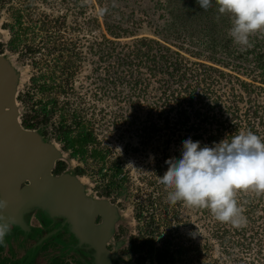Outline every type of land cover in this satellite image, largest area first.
I'll use <instances>...</instances> for the list:
<instances>
[{
    "label": "rangeland",
    "instance_id": "obj_1",
    "mask_svg": "<svg viewBox=\"0 0 264 264\" xmlns=\"http://www.w3.org/2000/svg\"><path fill=\"white\" fill-rule=\"evenodd\" d=\"M26 1L0 0V54L8 59L15 73L14 107L18 122L20 124V117L27 110L24 94H33L34 91L31 79L40 72L49 75L47 70L55 55H46L48 47L53 43L63 46L61 62L70 65L68 72H53L47 82L53 86L50 97L55 94L58 107L64 105L60 108L62 112H55L50 120L51 129L46 128L50 135L45 142L51 144L57 153L55 164L62 163L71 175L74 168L82 170L79 184L86 195L104 199L112 206L110 236L105 247L112 264H134L133 257L125 256V248L133 240L152 242L149 250L154 264L163 252L170 258L161 259L157 264H264V194L237 191V206L246 222L236 227L217 221L208 208L189 207L182 201L169 203L168 193L172 190L161 184L158 178L167 171L166 160L180 158L184 140L201 135L196 141L204 143L206 136L218 127V122H222L225 128L219 137L230 132L234 136L251 131L263 141L264 82L258 77L252 79L251 75L236 74L225 68L220 70L229 74V78L218 74H211L210 78L197 75L187 82L190 89L195 87V92L201 95L199 101L192 100L191 106L188 102L190 89L187 95L176 84L166 90L162 87L165 86L163 76L157 71L154 75L148 73L143 61L140 65L132 62L130 71L133 77L128 76L129 71L125 68L118 67L113 69L118 79L113 78L111 69L117 56L108 58L103 54L99 57L93 48L94 42L102 37L113 39L105 31L103 20L122 25L121 37L113 39L117 51L112 54L123 57L129 50L125 44L131 45L132 40L156 39L149 20H157V15L151 19L142 13L151 6L148 2L152 0H31L30 20H26L25 15L22 20L23 27L31 28L25 39L31 42L32 38L34 48L42 42V47L33 55L24 53L21 48L10 52L6 47L10 36L6 29L11 23L10 8ZM94 19L98 28H94ZM159 23L156 21L154 26ZM182 57L187 68L185 74L192 76L195 67L192 62L195 60L183 53ZM235 79L254 87L249 96ZM134 80H138L136 85ZM178 92L181 93L176 97ZM231 95H238L235 98L237 111L225 113ZM33 99L46 101L47 97L36 92ZM215 99L218 102L214 105ZM80 108L87 110L85 113L91 119L99 147L107 150L105 161L118 163L121 174L127 177L125 192L120 195L111 191L108 198L102 197L108 179L107 175L101 176L105 168L98 173L100 163L87 155L80 157L72 155L70 149H62V142L52 134V124L57 123L61 113L71 116ZM183 117H187V122L180 125L177 120ZM204 117L206 120L201 121ZM148 184L153 185L149 187ZM153 187H157L154 194L160 195L159 205L155 203L154 212L143 209L144 216L137 219L135 206L143 204L144 195ZM31 216L26 218L27 222L37 225L36 218L33 214ZM53 221L60 223L59 219ZM56 223L45 221L47 226L35 229L30 235L11 226L2 243L3 254L21 264H46L52 259H58L61 264H90L89 251L86 254L80 249H71L69 245L76 244L74 238L63 228L55 229L59 228Z\"/></svg>",
    "mask_w": 264,
    "mask_h": 264
},
{
    "label": "trees",
    "instance_id": "obj_2",
    "mask_svg": "<svg viewBox=\"0 0 264 264\" xmlns=\"http://www.w3.org/2000/svg\"><path fill=\"white\" fill-rule=\"evenodd\" d=\"M30 1L31 0H28L16 7L10 8L9 17L11 23L6 26L10 34L6 47L10 52H16L17 49L21 48L24 53L33 55L38 53L42 47V42H40L41 45L39 47L34 48L33 45L35 41L32 38L30 39L31 42L25 39L26 32L31 28L23 27L22 20L24 15L26 16V20H30V15L28 13L31 8ZM148 3H150L151 6L143 10L142 13L145 16H150L151 19H153L154 15H157V20H149L151 21L150 24L153 29L152 34L156 39L137 38L132 40L131 45L125 44L127 45L126 48L129 50L124 52L125 55L123 57H121L120 54H112V52L117 51V43H115L113 39L116 38L115 40H118L121 37L119 31H124L122 25L120 22L110 23L109 20H103L105 31L108 36L113 39L102 37L99 41L94 42L93 48L95 50L94 53L99 57L103 54H106L108 58L111 55L117 56L113 59L114 67L111 69L112 73L113 69L122 67V69L125 68L129 71V77H133L130 71L132 62L134 61L136 65H140L143 61L146 63L148 73L154 75L157 71L163 76V84L165 86L162 87L167 90L172 84H176L186 95L190 89L187 82L193 77H198L197 75L204 74L205 78H210L211 74H218L229 78V74H225L220 68L228 69L236 74L251 75L252 79L258 77L261 82H264V33H256L250 37V42L253 46L246 50H242L240 47L233 44L232 40L228 37L227 30L230 27V20L226 14L223 16L218 14L215 0H213L212 6L207 11L199 8L195 0H152V2ZM156 21H160V23L157 24L158 26H154ZM98 26V22L94 19V28H98ZM115 29H117V31ZM48 48L49 50L46 51V55H55L51 67L47 70L49 75L58 71H60V73L68 72L70 65H68L67 62H61V53L65 48H63V46H58L56 43H53L52 46ZM1 51L0 49V53ZM182 53L195 60L192 62L195 65L191 74L192 76L187 77L185 74L187 68L185 64L182 63ZM198 60L210 63V65L207 66L206 63L196 62ZM36 65L37 64H35V66ZM49 75L45 74V72H40L39 76L31 79V87L34 91H32L33 94H24V102L25 105H27V110L20 117V125L23 129L30 130L37 128L39 125H44L50 119V116L54 114V112L60 111V108L64 105L61 104L59 108L55 94L50 97V91L53 89V86L47 82V80H49ZM135 75L138 76V73ZM112 76L118 79V76L116 77V72H114ZM235 80L238 82L242 91L247 93V96L254 90V87H251L252 85L237 79ZM39 81L42 82L39 83ZM133 83L136 85L138 80H134ZM36 92L42 95V97H47V100H34L33 95ZM179 93L181 92H178L175 96L178 97ZM172 94L173 93L170 95L172 96ZM190 94L191 95H188V102L192 106V100L196 98V100L199 101L201 95L195 92V87L190 89ZM164 95L165 90L162 92V96ZM237 96L238 95H231V100H229L225 106V113L237 111L235 102ZM213 101L214 105L218 102L216 99ZM66 105L67 103L65 106ZM208 109H211V107ZM183 118L182 120L178 118L177 123L185 125L187 117ZM205 120L206 118L204 117L201 121ZM61 128L64 129V136L66 127L62 126ZM222 129H225L223 123L218 122V127L213 132H208L209 134L206 136L205 142L200 143L201 147L214 146L212 144H216L219 139L223 140L227 138L230 140L233 136L232 132L225 137H219ZM85 135V139L81 138L80 141L85 143L90 142V134L87 133ZM65 138L67 140L66 145L71 146L72 143L70 139L67 138L66 135ZM199 139H201V135L191 136V140L193 141ZM80 141L76 139V144H79ZM77 153L75 149L72 155ZM106 156L107 152L99 149L93 150L91 153V158L95 159L97 164L100 163L97 172L101 174L102 169L105 168L104 174H101V176L105 177L107 175L108 179L103 187L104 192L101 196L108 198L111 191H116V195L125 192L126 186H124V175L121 174L120 169L115 166L114 163L105 161ZM62 169L63 166H60V163H56L53 172L59 173ZM76 174H82V170H78ZM152 185L153 184H148L149 187ZM156 191L157 187H153L151 191L144 195L142 200L143 204L135 206L137 219L144 216V211L150 210L154 212L156 210L155 203L159 205L158 200L160 199V195L154 194ZM143 209L145 210L143 211ZM150 220V223L153 222V218ZM151 244L152 242L150 240H142L139 242L133 240L127 247V258L133 257L134 264H146L145 262L154 264L151 258V250H149ZM167 257L170 258V255L163 252L161 256H157L155 264L161 259L167 260ZM0 264H21L20 261L12 260L11 257L3 254L2 243H0ZM46 264H61V261L52 259Z\"/></svg>",
    "mask_w": 264,
    "mask_h": 264
},
{
    "label": "water",
    "instance_id": "obj_3",
    "mask_svg": "<svg viewBox=\"0 0 264 264\" xmlns=\"http://www.w3.org/2000/svg\"><path fill=\"white\" fill-rule=\"evenodd\" d=\"M6 60L0 54V199L7 201L0 216L22 231L33 212L59 219L76 246L89 251L90 264H112L105 249L112 206L86 196L77 177L52 174L57 153L36 132L20 126L14 107L15 73Z\"/></svg>",
    "mask_w": 264,
    "mask_h": 264
},
{
    "label": "clouds",
    "instance_id": "obj_4",
    "mask_svg": "<svg viewBox=\"0 0 264 264\" xmlns=\"http://www.w3.org/2000/svg\"><path fill=\"white\" fill-rule=\"evenodd\" d=\"M195 3L207 11L213 0ZM215 5L219 15L228 16L227 35L242 50L253 46L250 37L264 33V0H215ZM165 163L167 171L158 178L172 190L168 202L182 201L189 207L208 208L222 223L240 227L246 222L237 206V191L264 194V141L251 131L230 140L225 138L212 147H201L199 141L188 138L182 142L180 158ZM6 207L7 201L0 199V209ZM10 231L11 224L0 216V243Z\"/></svg>",
    "mask_w": 264,
    "mask_h": 264
},
{
    "label": "flooded vegetation",
    "instance_id": "obj_5",
    "mask_svg": "<svg viewBox=\"0 0 264 264\" xmlns=\"http://www.w3.org/2000/svg\"><path fill=\"white\" fill-rule=\"evenodd\" d=\"M86 111L84 109L80 108V109H77V112H75V114H71V116H64L63 113H61L59 115L57 123L52 124L53 128H52L51 131H52V134L55 136V138H57L59 141L62 142V145H61L62 149H64V150H69L70 149L69 151H71V150L74 151L76 149V152H78L77 154L80 157H83L84 155H87L88 158H91V153H92L93 150H96V149L98 150L99 149L101 151H106V152H107V150H106V148L99 147L98 138L96 137V134H95L94 129L92 127V123H91L90 117L86 116V113H85ZM61 112H62V110H61ZM54 115H55V112H54V114H52L50 116V119L47 121V123H45L44 125H39L37 128L30 129L29 131L36 132L43 139V141H46V139L50 135L49 133H47L46 128L48 126L49 127L51 126V124L49 122H50V120L52 119V117ZM89 116H90V114H89ZM62 126L66 127L65 135H66L67 138L70 139V141L72 143L71 146L66 145L67 140L65 138V135L63 136L64 129L61 128ZM50 129H51V127H50ZM25 130H27V129H25ZM87 133L90 134V137H91L90 140L91 141L88 142V143L80 141L81 138L85 139V137H86L85 134H87ZM76 139H79V141H80L79 144L78 143L76 144ZM92 160L95 161V159H93V158H92ZM57 163H59V162H57ZM111 163H114V162H111ZM114 164H115V166L118 167V163H114ZM54 166H55V163L53 164V167L51 169V172H52L53 175H55V176H58V175H61V174H69V175H71L68 172V170L64 169V167L59 173H54L53 172ZM60 166H63L62 163H60ZM78 170H79L78 168H74L72 176H75V177H77L79 179V174H76V172ZM125 180H127V177H125ZM83 192L85 194V190L84 189H83ZM86 196H88V195H86ZM88 197L96 198L94 196H88ZM97 199H99V198H97ZM36 220H37L36 222H37V226L38 227L47 226V225L44 224L45 221L49 222V224L56 223L54 221L47 220V219H44V218L40 219L39 217H36ZM95 221L98 222L99 221V217H96ZM56 224L59 225V228L57 227L55 229L62 230L61 224L60 223H56ZM128 245H127V247H128ZM69 247L71 249H73V250L79 249L76 246V244L74 246L69 245ZM127 247L125 248V256H126V258H127V255H128V254H126ZM80 250H82L83 253L87 252L86 250H83V249H80Z\"/></svg>",
    "mask_w": 264,
    "mask_h": 264
},
{
    "label": "crops",
    "instance_id": "obj_6",
    "mask_svg": "<svg viewBox=\"0 0 264 264\" xmlns=\"http://www.w3.org/2000/svg\"><path fill=\"white\" fill-rule=\"evenodd\" d=\"M33 215H34V217L36 218V217H38V213L37 212H33L32 213ZM32 214H30L29 216H31ZM28 217V216H27ZM31 218H32V216H31ZM40 219H46L45 217H39ZM29 220V219H28ZM26 224H27V230H25V231H22V232H24V234L25 235H27V234H31L33 231H36L35 229H37V228H39L37 225H31L29 222H27V220H26ZM21 231V230H20Z\"/></svg>",
    "mask_w": 264,
    "mask_h": 264
},
{
    "label": "bare ground",
    "instance_id": "obj_7",
    "mask_svg": "<svg viewBox=\"0 0 264 264\" xmlns=\"http://www.w3.org/2000/svg\"><path fill=\"white\" fill-rule=\"evenodd\" d=\"M6 62H8V59L6 60ZM79 181L81 182V181H82V179H81V178H80V179H78V182H79Z\"/></svg>",
    "mask_w": 264,
    "mask_h": 264
}]
</instances>
